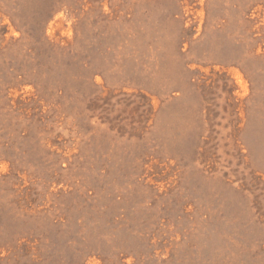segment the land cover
Listing matches in <instances>:
<instances>
[{"label":"rangeland","instance_id":"1","mask_svg":"<svg viewBox=\"0 0 264 264\" xmlns=\"http://www.w3.org/2000/svg\"><path fill=\"white\" fill-rule=\"evenodd\" d=\"M0 264H264V0H0Z\"/></svg>","mask_w":264,"mask_h":264}]
</instances>
